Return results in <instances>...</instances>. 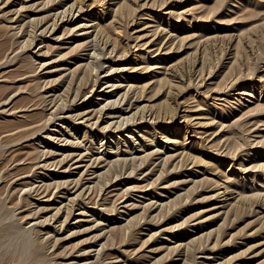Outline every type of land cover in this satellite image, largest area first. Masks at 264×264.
<instances>
[{"label": "rangeland", "instance_id": "374dc122", "mask_svg": "<svg viewBox=\"0 0 264 264\" xmlns=\"http://www.w3.org/2000/svg\"><path fill=\"white\" fill-rule=\"evenodd\" d=\"M43 1L44 0H26L25 4L27 5L29 4V7L27 6L28 9L26 7L21 10L22 11L21 14L23 13L22 14L23 20L24 19L26 20L27 18H38L40 15H42L44 13V7L40 5H42ZM111 1L112 0H106V3L101 7L102 8L101 13L105 7L109 6L110 3L111 4H113L112 2L115 3V0L112 2ZM132 3L133 5H137L136 6L137 9L133 13L135 21L129 24V26L126 28L127 30L125 29V31L124 30L120 31L119 32L120 36H118L121 43L126 44L124 45V47H127L126 49L128 52H127V57L124 60L125 64H121V65L118 64L120 63V60L118 61V59H115L111 62H105L103 68L99 70L100 78H99V82L97 83L98 85H96L95 87V90L94 91L89 90L88 91L89 94L87 92L86 97L81 98L80 101L78 100L79 102L77 101L78 104L76 103V105L81 107L83 110L86 109L91 110L94 107H95L94 109H96L100 107L103 102L117 97V95H119V92L121 93L126 88V85L129 83H133L139 86L147 82L145 85L147 87L145 86L144 87L145 89H149L151 87V82H153L152 80L159 79V77L162 78V76H164V72L168 71L169 69L181 68V67L185 68V66L187 67L188 65L191 64L193 66L192 62L193 60H195V58L197 59V61L195 62V66L193 67L195 68L197 73L198 71H201V64L197 63L201 56H204L205 58L204 69H202L203 82L199 86V83L201 82L200 76L198 77V80L200 81H198L196 77L194 80L192 79L191 83L189 84L185 80L184 82H181L184 84L183 89L180 91V94L177 96L176 101L171 102V104L177 107L176 114L173 116L174 120L172 122H165L159 124L155 128L156 138L158 139L157 140L158 145L156 147L159 148L160 150V152L157 153V159L155 160V164L140 163L141 166L139 165L140 167L133 170L130 174L128 168L127 169L128 171L127 170L120 171L121 174L119 173L117 176H115L114 174L111 175L110 178H107L108 180L107 179L104 180L105 183L104 190L101 193V198L100 197L97 198L98 202L93 203V201H91V202H87L85 205L83 204L82 206H85L84 208L85 210H82L83 208L80 207L81 205H75L72 208V211L63 226L64 228H62V230L57 234L58 237H61L60 247H59L60 250L72 251L73 253L72 256L71 255L68 256L67 259L65 260L67 262L68 261L72 262V264H81V263L95 264L96 261L95 263L93 262L94 260H97L95 253L97 250H101L102 248H104L103 250L104 253L105 252L108 253L110 251V252H114L115 254H121L119 256L120 260L117 259L116 261L113 262L116 264H120V263L121 264H147V263L152 264L153 261L155 263L158 262L157 264L160 263L171 264V260H172L171 258L174 259L178 258L176 254L174 253L169 254L168 252L169 249L168 247L171 244L170 242H168L170 239V234L168 232H164L163 230H161L162 226L149 225L144 218L143 219L140 218L141 213L139 214V212L142 210L141 208L143 207L142 204L148 202L150 199H152L151 197L154 194L160 193L161 191V189L159 188L151 189L150 185L144 186L143 184L149 183L154 178L153 175L156 174H154L153 171L157 170L156 164L163 158V156H165V154L174 152V150L172 149L174 147L170 143L171 139H174V137L175 139L177 138V140L179 139L181 142H184L187 145V147L191 146L190 151H192L194 154L204 153L205 160L209 161V163L208 162L206 163V166L208 167L206 168L208 169L207 175L210 176L212 175L213 177L218 176L219 184L225 182L227 185H229V189L234 188V190L236 191L240 189L246 195H251V194L253 195V193H255L256 191H261V193L264 194V170H261L260 172V170L256 169L257 167L253 166L255 162L261 161V160L253 161L255 159V156L257 155L264 156V0H136L135 2ZM217 4L220 5L217 6ZM38 5L40 6V8ZM97 6H98L97 8L99 9V5ZM35 8L38 9L39 11L36 10ZM86 8L87 10L92 9V7L90 6H87ZM0 18H1L0 46H2L0 49V58H2L6 53L5 51L6 48L4 47L6 46V43L7 46H9L10 44L12 45V43L14 42L13 41L14 35L11 34V32L13 30L18 32V27L11 30L9 29L10 31L8 30V33L4 34L2 33L3 30L2 25L5 22L3 21L1 15ZM88 18H89L88 16H83V20L77 19L74 23L71 24L72 27L74 26V28L71 29L72 31L63 34V36L61 34L63 31L62 29L53 32L51 36H49L50 35L49 33H47L44 36L46 41H49L47 40L48 36L52 38L55 37L54 39L50 40L49 43L52 46L53 45L56 46V47L54 46L55 48L53 47V52L54 51L56 52L53 53L51 66L49 68L42 69L41 72L36 66H38L39 61H43V60L46 61V59H42V58L37 59V55L34 54V52L39 47H42L45 43L43 42L41 43L42 45H40L39 38H37L29 48L25 49L22 53L20 51L16 56L13 55H15L18 51L17 52L8 51L7 52L8 56L15 57L14 59L12 58L13 60L11 59L12 61L9 60L10 62L9 61L7 62L8 59L6 58L0 60V63L4 61L0 65V88H2L6 92L5 93L4 91H2V89H0V96L12 95L13 93L12 96L13 99L10 102H6L5 104L1 105L0 107V132L7 131L6 134L8 135L10 132H12V131H8V129L10 130L11 128L19 127L21 123L25 124V122L27 123L30 122L31 119L33 120L37 117L38 118L41 117V115L43 116L42 112L44 111L41 110L40 108L41 106L36 107V105L35 106L31 105V103L35 104L37 103V101L33 99L32 95L29 96V97L32 96L30 100V98L27 97V93L29 90L32 91V88L35 86L36 79L34 78H36L38 75L44 74V71L47 72L46 69H48L49 72H47L45 78L46 79L48 78L47 80H50L51 78L52 80L51 85L54 82L53 85L55 87L57 86L58 91L60 89L62 91V89L65 88L64 83L67 84L68 86L69 83L67 82H68V77L71 74L70 72L72 73L75 72L74 69L78 63L80 62L83 63L87 61L86 59L83 58H85V55H87L88 52L92 51V47L90 46L86 47L83 46L84 44H82V43H87L90 40V39L87 40V37H85L86 33L88 34V31L90 29L89 28L80 29L81 25H78V23L88 21L87 20ZM9 23L13 24L12 22ZM156 30L161 32L162 35L164 33L162 38L163 41L161 40L162 45L164 46L161 45L159 50L156 49L157 45L154 46L149 45L151 44L152 40H154V38L157 36V35L154 36ZM8 35L10 36V38L8 37ZM134 35L135 36L138 35V37L135 38ZM59 36H62V38ZM172 38L173 40H171ZM11 39L13 41L12 43L10 42ZM167 39H169L168 42L163 44ZM206 41H208L209 43V46L205 48L206 51L199 52L200 49L197 48V45ZM80 42L83 47L79 45ZM211 42H213V44ZM14 45L16 46V42L14 43ZM76 48H79V50H77ZM74 49H76V51ZM145 50H148L147 56H144ZM69 51H71V53ZM136 52L137 55L135 56ZM21 54H25V55L23 56ZM27 54L32 56L29 57ZM63 54L65 56H63ZM106 54H108L105 56L106 58L110 56V53H106ZM53 59H55V61H53ZM27 60L30 63V67H32V69L35 70H31L30 67L28 68L29 64H27L28 63ZM20 62H22V64ZM114 62L115 64L113 67H116L117 65L118 66L125 65L127 67L126 68L127 70H124V72H126L127 75H129L127 76V78L123 79L119 75V73L121 74V71L123 70L115 71L114 68L109 69V72H107L105 78H102L104 77L103 76L104 72L102 70L108 68V65L110 63L113 64ZM31 65L33 66L35 65V66L33 67ZM132 65L134 67L130 68ZM144 65H147L148 67L140 69ZM21 67H24V69ZM71 68L73 69V71ZM23 71L24 73L26 72L25 75L22 74ZM135 73L137 74V78L134 77ZM204 76H206V78ZM22 77L25 78L23 79ZM27 77L29 78L30 81H28ZM56 78L58 79L57 81H55ZM107 78H108V83L106 84V86L113 82L115 83V85L110 87L108 86L107 87L108 89L107 88L105 89V90H111V94H112L111 96L107 97L105 100L104 96L98 97L97 92L98 90L102 89L105 86L104 81ZM147 80H149L150 82ZM195 80L198 82H196ZM175 81H177V78L175 79ZM101 83L102 85H100ZM8 86H10L11 88ZM86 86L87 89L88 88L91 89L89 82L88 84H86ZM14 89L16 90L14 91ZM112 89H117L118 92L115 93L112 91ZM164 89L166 90L165 85L161 87L158 93H155V96L153 97V99L150 101L149 104H153L154 107L155 106L158 107L159 104L163 102L164 99H166L161 95V91ZM32 92H34V88ZM24 99L25 101H23ZM100 101L102 102L100 103ZM138 101L140 104L149 102V101L146 102L145 99L143 100L139 99ZM21 104L22 105L30 104V106L29 108H23ZM120 105L122 104H119L118 106ZM32 106H34L35 108ZM229 110H231L232 112ZM26 112H28V114L32 113L33 115H35V117L30 114L27 115ZM185 113L188 114V116L189 115L191 116V118H189L190 126H188V132H183L185 128L183 126L186 121L184 120L183 117ZM188 116L185 118H188ZM25 117L28 119H26ZM216 118H218V120ZM195 119L196 121L206 120L204 123L205 125L204 124L198 125L197 123H195L196 122ZM136 122L137 123L131 122L130 123L131 125L128 123L129 126L131 127H128V125L124 123L122 128L123 129L128 128V129L122 131L119 129L117 131L115 130V132H112L113 135L109 136L108 138L109 142H105L107 138L103 139V142H105L107 146L109 144L108 147L109 150H112L111 151L112 153H115L116 151L117 140L121 141L118 144L120 147L119 151L121 150L124 151L122 153L119 152L118 155L113 154L110 156L109 154L106 160L111 159L110 161L115 163L118 162L117 160H123L127 157L128 159L127 158L126 159L130 161V157L135 155L134 156L136 158L135 162L136 163L140 162V158H141L140 154H142L143 152L139 150L140 147L137 145H139L140 143L142 132L148 131L149 128L147 126L148 122H142V121L141 122L136 121ZM57 128L61 129L62 130L61 132H63L62 137L58 138L59 137L58 136L57 137L58 139L54 137L55 134H52L53 131H55ZM204 129L207 130L205 133H202ZM214 129L215 131H217L216 133ZM49 130L52 131L49 132V136L53 137L51 138L52 140L51 139L49 140L54 144L56 149H58L55 151L58 152L56 153L57 157H60L62 154L76 155L79 151L82 152L86 151L84 147L89 145V141L87 139L89 136L84 137L83 133L90 135V133L92 132H97V133L103 132L102 130L99 131V129L95 127H90V126L88 127L86 122H82L80 119L76 120L70 118L69 120L55 116L54 119H52L45 128H42L40 131H37L35 134L31 136H28L26 138H21L17 142L13 143V145L9 144L10 146H12L11 148L13 149V154H16L15 155L16 157L23 158L22 160H19L18 163L16 162L17 165L21 166L19 172L23 170L25 171L26 170L25 168L26 167L28 168V166L30 165L31 158L36 155L35 154L36 152H34L35 145L36 146L38 145L39 148L44 147L45 144L43 142L39 143V139H41V136H44L46 133H48ZM175 130H177L178 134L170 138L169 141L166 140L165 138L166 135L167 134L171 135L170 131H175ZM129 131H135L136 134L135 135L129 134ZM233 132H236L237 135L236 134L235 135L240 137L239 138L240 140L238 142L240 143L241 141L243 144L237 148L236 155H234L235 152L233 151L234 149L229 146H228L229 149L228 151L230 153L227 150H222L220 148L223 151L221 152L219 146L224 142V140L225 142L228 143L230 141L229 136H231L232 138ZM4 133H2L1 135H4ZM110 134L111 133H108V135ZM164 135L165 137H163ZM125 136L127 137L129 136L128 141L122 142ZM204 136L207 137L204 138ZM6 137L8 136L5 135V138ZM150 137L151 136H149V138ZM184 137L185 140H181ZM75 139L82 140L86 144L82 147H78L77 144L73 142H69V140L75 141ZM214 143L217 144V147L215 146ZM129 144H132L136 147L133 149ZM166 144L168 145V148ZM99 146L100 143L95 144V146L93 147V151L96 152ZM47 147L50 148V146ZM103 148L104 146L100 147V150H102ZM181 149L182 148H180L179 150ZM109 150L108 152H110ZM87 154L90 155V153ZM209 155L210 157L211 155L213 157L209 158ZM69 159L71 160L68 161V163L70 162L69 163L70 167L69 169L67 167L64 171H61L62 169H64V167L59 168V166L58 167L51 166L49 167L50 169L33 168V170L27 172V174L26 172L25 173L23 172L22 176H25V179L36 181L37 183L40 182L42 179H44L43 181L49 182V181H55L57 179L59 180L63 179V181H65L69 178L67 184L60 185L59 188L54 189V194L49 198V200H46V197L44 196H40L36 194L29 195L28 199L31 202V204L28 206L29 208H36V206L40 207L42 205L44 206L46 202H49L50 203L49 206L52 208L60 204L61 205L69 204L70 201L68 198L71 197L73 193H72V188H69V190L71 191L69 190L67 191V187L71 186V184L68 182L70 181V178L73 179L79 177L78 174H80L79 172H81V170L84 168V164L86 163V161H88L89 156L88 155L84 156L83 158L80 159L81 161L78 162H74L78 160L75 158V156H69ZM231 163H233L234 165L232 166V169H229ZM238 163L244 165L240 166ZM103 164H104L103 162L102 163L99 162L96 165L94 164L92 167H89L91 170L90 169L86 171L84 170L83 174L81 175L83 179V180L81 179L82 182L88 180V182L85 183L95 184L97 182L96 175L100 170H102L99 168ZM202 166L203 164H199L198 166L197 164L196 165L187 164V165H183V167H177L178 171H183V172H181L180 175L174 176L172 180L181 181L183 179L184 180L187 179V181L184 182L187 188L190 186V184L194 182L193 181L194 179L198 180L199 178L204 176L205 173L203 174L201 172L203 171V167L205 168L206 166L203 167ZM243 166L246 167L243 168ZM93 169H97L96 172H93ZM150 170H152V172ZM254 171L256 172L258 171L259 175H257V177H255V179L253 180L251 174H253L252 172ZM50 172H59V173L62 172L61 173L62 175L61 177L56 178L55 176L54 177L51 176ZM209 172H212V174H209ZM224 174L228 176V179L227 177L224 176ZM242 174L247 176L248 180H246V182L245 181L240 182L237 180V177L240 178ZM43 175L45 176L47 175V176L43 177ZM236 186L239 188H237ZM198 187L197 190H200L201 186L200 188ZM261 187L263 189L258 190L261 189ZM10 190H11L10 192H12V189ZM177 191L183 193L186 191V189L183 186L181 189ZM201 192L202 191H198V193ZM213 192L215 191L202 192L201 194L196 196V198L204 197V199H206L205 197H208L207 199H209L210 202H213L211 205L206 204L204 206L196 207V204H194L196 200L194 198L191 199L193 201H189L190 198H188L187 202H185V199H183L184 201L182 200L183 202L181 201V203L177 205L181 207V209L187 207L188 204L194 202L193 206H190L188 210H185L187 212L185 211L183 212V217L187 216L189 213L196 211L198 215H202V217H198L194 221L202 220V218H205L203 214L206 211L213 209L214 206L219 205L220 202L218 201L220 200L228 201L230 198V197L222 196V193L221 195L220 193H218L219 195H216L215 193L214 195L209 196L210 194H213ZM19 193L23 194V190L22 189L18 190V192L17 190H14L12 192L13 196H16V194L18 196L20 195ZM122 193L124 197L121 196ZM118 195H120L121 198ZM262 199H263L262 201L264 202V195ZM207 203H209V201ZM111 204L113 205V207H111ZM111 208H113L114 210H112ZM181 209L176 210L175 207L174 213L176 212L179 213ZM153 213H155V211H152V214ZM211 213L213 212H209L206 215H209ZM132 214L133 216H130ZM33 220H34L33 218L29 217L27 218L28 222L25 221L23 222V224L27 226V224L28 225L31 224ZM128 220L129 223L130 222L132 223L131 224L133 226L132 228L126 227L127 225L126 222H128ZM122 222H124L125 225ZM118 223L119 224L122 223L121 224L122 227L118 229H122V228L125 230H127V228L129 229L126 235H124V233H123V237L122 235L121 236L118 235V237H116L117 240L113 239V241H111V239H107L106 234L107 233L109 234L111 233L110 231L114 230V228H111V226L113 224L115 225ZM242 225L243 224H241L240 226ZM188 229L193 230V228L190 226H188ZM155 230H156V234H155ZM39 234L40 235L43 234L42 236H45L44 232H40ZM153 234L156 236V238H154L155 236ZM235 236L237 242L242 241L243 239L242 237H244V235H242L241 232L239 234H236ZM120 238H123L124 241L122 242ZM126 239L129 240V242ZM147 239L148 241L143 242V240H147ZM108 243L112 247L107 245ZM140 244L142 245L141 248L139 247ZM26 245H27V249H29V246H31L32 244L30 241H26V242L24 241L23 244L24 248H22L23 250L26 249L25 247ZM102 245L104 247H102ZM106 245L110 248H108ZM136 247L137 249H139L137 250V252H136ZM78 249L80 250L77 251ZM122 249H125V252H123ZM81 250L82 251L87 250V252H84L81 256L77 255L79 253L80 254L82 253ZM3 251L5 250L3 249ZM125 256L128 257L126 258ZM197 256L200 255L198 254ZM245 258L249 259L250 256H245ZM43 261H41L42 262L41 264H46V262L43 263ZM239 263H241V261H239Z\"/></svg>", "mask_w": 264, "mask_h": 264}, {"label": "bare ground", "instance_id": "6f19581e", "mask_svg": "<svg viewBox=\"0 0 264 264\" xmlns=\"http://www.w3.org/2000/svg\"><path fill=\"white\" fill-rule=\"evenodd\" d=\"M25 1L26 0H0V15L3 18V21L5 22L2 25V29H3L2 33H4V34L8 33L9 29L11 30V29L18 27V32H16L15 30H13L11 32V34L14 35L13 36L14 42L12 41V39H11V41L9 40L11 43L13 42L12 45L10 44L9 46H7V43H6V46H7L6 47V46H4L5 45V43H4L3 46L6 48V50H5L6 53L4 54V57L0 58V60L3 58L4 59L6 58V59H8L7 62L9 60L12 61L15 57L8 56V54H7L8 51L9 52H12V51L17 52L18 51L16 54L14 52L15 55H13V56H16L20 51L22 53L25 49L29 48L35 42V40L37 38H39L40 39V45H42L41 43H43V42H45V43L42 47H39L35 52L34 51L33 52H34V54L37 55V59L42 58V59H46V61L45 60L39 61L38 62L39 64L36 67H38L40 72L42 69L49 68L51 66L53 53L56 52V51L53 52V47L55 45L52 46L49 43L50 40L54 39L55 37L52 38L49 36H51L53 32L59 31L60 29L63 30L61 33L62 36H63V34L68 33L69 31L71 32L72 31L71 29L74 28V26L72 27L71 24L74 23L77 19L83 20V16H88L89 17L87 19L88 21L78 23V25H81L80 29H87V28L90 29L88 31V34L86 33V36H85V37H87V40L88 39H90V40L87 43H82V44H84L83 46H86V47H88V46L92 47V51L88 52L87 55H85V58H83V59H86L87 61H85L83 63H81V62L78 63L76 67L74 66L75 72H73V73L70 72L71 74L68 77V82L66 81L69 84L67 86V84L64 83L65 88L62 89V91H61V89L58 91L57 86L55 87L53 85L54 82L51 85V82H52L51 78H50V80H47L48 78L47 79L45 78V76L47 75V72H49L48 69H46L47 72L44 71V74L38 75L37 77L35 76L36 78H34V79H36V83H35V86L33 87L34 92H32L33 88H32V91L29 90L27 93V97H29L30 95L33 96V99H35V101H37V103H35V104L31 103V105H34V106L36 105V107L41 106L40 107L41 110L44 111V112H42L43 116L41 115V117L38 118L36 115L37 118H35L33 120L31 119V121L29 120L30 122H28V123L25 122V124L21 123V125L19 127H16L17 129L11 128L9 130L7 128L8 131H12L10 133L8 132L9 133L8 135L6 134L7 131L6 132L5 131L0 132V250L4 249L5 251H7V250L11 249L13 251L19 252V251L23 250L22 248H24L23 247L24 241L25 242L30 241L32 245L29 246V249L31 250V256L29 258V264H39V263L41 264L42 263L41 261H43V260H44L43 263L46 262V264H72V262H70V261H68V262L65 261L68 256H70V255L72 256V254H73L72 251H64V250L61 251L59 248L61 237L57 236V234L62 230V228H64L63 226H64L65 222L67 221V219H68V217L72 211V208L75 205H81L80 207L83 208L82 210H85L84 209L85 206H82L83 204L85 205L87 202H91V201H93V203L98 202L97 198L98 197L101 198V193L104 190V185H105L104 180H106L107 178H110L111 175L114 174L115 176H117L120 173V171L127 170L128 168H129V174H130L133 170H135L136 168H139L141 166L140 163H142V164L143 163L155 164V160L157 159V153L160 152L159 148L156 147L158 145V141H157L158 139L156 138L155 128L159 124H162L165 122H172L174 120L173 116L176 114L177 107H175L173 104H171V102L176 101L177 96L180 94V91L183 89L184 84L181 82H184V80H185L189 84V83H191V80L192 79L194 80L196 77H197L196 79L198 80L199 76H200V80H201V82L199 83V86L203 82L202 69H204L205 58H204V56H201L199 58L197 63L201 64V71H198L197 73H196L195 68L193 67V66H195V62L197 61V59L195 58V60H193V62H192L193 66L191 64V65H188L187 67L185 66V68L181 67V68L169 69L168 71L164 72V76H162V78L159 77V79L152 80L153 82H151V87L150 88L148 87L149 89H145V87H147V86H145L147 82L145 84L139 85V86L135 85L133 83H129L126 85V88L121 93L119 92V95H117V97L103 102L100 107H98L96 109H94L95 108L94 107L91 110H88V109L83 110L81 107L77 106L76 103L78 100L80 101L81 98L86 97V93L89 90L90 91L95 90V87H96V85H98L97 83L99 82V78H100L99 70H101L103 68L104 63L105 62H111L115 59H118V61L120 60V63H118V64H120V65L125 64L124 60L127 57L128 51L126 49L127 47H124V45H126V44H122L120 39L118 38V36H120V34H119L120 31H122V30L125 31V29L129 26V24L131 22L135 21L133 13L137 9V7H136L137 5H133L132 2H135L136 0H115V3L112 2V1H114V0H112L111 2L113 4L110 3L108 7H105L103 9L102 13H101V9H102L101 7L106 3V0H44L42 5H40V6L44 7V13L42 15H40L38 18H27L28 20L26 19L27 20L26 21L24 19L25 20L24 21L23 17H22L23 13L21 14V12H22L21 10L23 8H26L27 6L29 7V4L28 5L25 4L26 3ZM97 5H99V9L97 8L98 7ZM219 5L217 4V6H219ZM40 6H39V8H40ZM87 6L92 7V9L87 10V8H86ZM28 7H27V9H28ZM32 10H34V9H32ZM36 10H38V9H36ZM105 16H106V18H105ZM28 17H30V16H28ZM35 17H36V15H35ZM9 22H12L13 24H16V25L10 24ZM78 25H76V26H78ZM86 32H87V30H86ZM47 33L50 34L47 37L48 38L47 40H49V41H46V39L44 38V36ZM124 33H126V32H124ZM155 35H157V36L154 38V40H152L151 44H149V45L150 46L157 45L156 49L159 50L161 45H162L161 40L163 38L164 33L162 35L161 32L156 30L154 33V36ZM62 36H59V37L62 38ZM5 37H6V35H5ZM8 37L10 38L9 35H8ZM88 37H90V38H88ZM136 37H138V35H136L135 38ZM168 40L169 39H167L163 44L168 42ZM171 40H173V38ZM15 42H16V46L14 45ZM211 43L213 44V42H211ZM79 45H81V42ZM214 45H215V43H214ZM83 46L81 45V47H83ZM162 46H164V45H162ZM208 46H209V43H208V41H206V42H203V43H200L199 45H197V48L200 49L199 52H201V51L205 52L206 51L205 48H207ZM1 47L2 46H0V49H1ZM76 49L79 50V48H76ZM76 49H74V50L76 51ZM82 50H83V48H82ZM2 51H3V49H2ZM69 52L71 53V51H69ZM106 53H110V56H108L107 58L105 57L106 55H108ZM147 54H148V50H145L144 56H147ZM21 55L24 56L25 54H21ZM61 55H62V53H61ZM76 55H78V54H76ZM136 55H137V52L135 53V56ZM28 56L31 57L32 55L31 56L28 55ZM59 56H60V53H59ZM63 56H65V55L63 54ZM53 58H56V57H53ZM57 58H59V57H57ZM19 61H21V60H19ZM53 61H55V59H53ZM57 61H58V59H57ZM27 62H28L27 64H29V66H28V68H29L30 63L28 60H27ZM2 63H0V65ZM5 63H6V61H5ZM20 63L22 64V62H20ZM114 64H115V62L113 64L110 63L108 65V68H105L102 70L104 72V74H103L104 77H102V78H105V75H107V72H109V69H113V68L115 71L116 70H123V71H121V74L119 73L121 78L125 79V78H127V76H129V75H127L126 72H124V70H127L126 69L127 67L125 65L124 66H118L117 65L116 67H113ZM31 66H33V65H31ZM132 67H134V66L132 65L130 68H132ZM147 67H148L147 65H144L140 69L147 68ZM183 67H184V65H183ZM21 68L24 69V67H21ZM23 69H21V70H23ZM30 69L35 70V69H32V67H30ZM93 70H95V71H93ZM52 71H53V69H52ZM72 71H73V69H72ZM40 72H38V73H40ZM25 73L23 71L22 74L25 75ZM193 75H195V76H193ZM134 77L137 78L136 73H135ZM204 77L206 78V76H204ZM22 78L24 79L25 77H22ZM176 78H177V81H175ZM209 78H210V76H209ZM7 79H9V78H7ZM57 80L58 79L56 78L55 81H57ZM200 80H198V81H200ZM28 81H30L29 78H28ZM147 81H149V80H147ZM150 81H151V79H150ZM198 81H196V82H198ZM14 82H15V80H14ZM88 82L90 84L91 89H89V88L87 89L86 84H88ZM104 83H105L104 84L105 86L102 89H100V90L97 89L98 90L97 94H98V97L104 96L105 97L104 99L106 100V98L111 96L112 94H111V90H105V89L108 86L110 87V86L115 85V83L113 82V83L108 84L106 86V84L108 83V78L104 81ZM100 85H102V83ZM117 85H119V84H117ZM164 85L166 86V90L165 89L162 90L161 95L163 97H165L166 99H164V101L161 102L158 107H156V106L154 107L153 104H149L150 101L155 96V93H158L160 91L161 87H163ZM8 87H10V86H8ZM16 87H17V85H16ZM21 87H22V85H21ZM28 87H29V85H28ZM0 89H2V88H0ZM22 89H23V87H22ZM29 89H31V88H29ZM15 90L16 89H14V91ZM2 91H4V90L2 89ZM112 91L115 93L118 92L117 89H112ZM88 94H89V92H88ZM12 96H13V93H12V95L0 96V107H1V105L5 104L6 102H10L13 99ZM31 97H29L30 100H31ZM25 99L23 101H25ZM139 99H141V100L145 99L146 102L147 101H149V102L140 104L138 101ZM21 101H22V99H21ZM101 102L102 101H100V103ZM119 104H122V105L118 106ZM22 106H23V108H29L30 104L29 105H22ZM34 106H32V107H34ZM230 109H231V107H230ZM38 110H40V109H38ZM12 111H13V108H12ZM229 111H231V110H229ZM33 112H34V110H33ZM37 112H39V111H37ZM26 113H27V115H29V114L33 115L32 113H29V114H28V112H26ZM33 116L35 117V115H33ZM55 116H58L62 119L63 118L69 119V120H70V118L71 119L73 118L76 120L80 119L82 122H86L88 127L89 126L95 127L97 129H99V131L102 130L103 132L102 133H97V132L90 133L88 131L90 133V135L83 133L84 137L89 136L87 138L89 141V145L84 147V149L86 151H83V152L79 151L76 155L62 154L60 157H57L56 153H58V152H55V151L58 149H56L54 144L49 140V139L53 138V137L49 136V132H52L51 130H49L48 133H46L44 136H41V139H39V143L43 142L45 144L44 147L39 148L38 145L37 146L35 145V151L34 152H36L35 153L36 155L31 158L30 165L29 166L27 165L28 168L25 166L26 168L25 167L24 168L26 170L19 172V169L21 168V166L17 165L16 162L18 163V161L22 160L23 158L16 157L15 156L16 154H13V149L11 148L12 146H10L9 144L13 145V143L17 142L21 138H26L28 136H31V135L35 134L37 131H40L42 128H45L48 125V123L52 119H54ZM187 116H188V114H186V113L183 115L184 120H186L184 123V126H183V127H185L183 132H188V126H190V123H189L190 119L189 118H191V116L189 115L188 118H185ZM23 117H24V115H23ZM203 117H205V116H203ZM209 117H210V115H209ZM26 119H28V118H26ZM210 119H212V118H210ZM216 119L218 120V118H216ZM130 121L132 123H134V122L137 123L136 121L148 122L147 126L150 130V131L148 130L146 132H142L140 143H139V145H137L140 147L139 150L141 152H143L142 154L139 153L141 155L140 162H138V163L135 162V160H136V158L134 157L135 155L134 156L131 155L132 157H130V161L127 160L128 159L127 157H126L127 159L125 158L123 160H117L118 162H115V163L110 161L111 159L106 160L109 154L111 156L113 154L118 155L119 152H121V153L124 152L122 150L119 151L120 147L118 144L121 141H118V140L116 141L117 146H116L115 153H112L111 152L112 150H109V147H108L109 144L107 146L105 142H109L108 138H109V136L113 135L112 132H115V130L116 131L119 129L121 131L127 130L128 128H126V129L122 128L124 123H126L128 125V127H131V126H129V124L131 123ZM195 121H196V119H195ZM205 121L198 120L195 123H197L198 125H202L205 123ZM215 123H216V121H215ZM177 130L170 131L171 135L167 134L166 137H165V135L163 137H165L166 140L169 141L170 138H172V137L176 136V134H178ZM206 130L207 129H204L202 131V133H205ZM61 131H62L61 129L57 128L55 131H53L52 134H55V136H54L55 138H57L58 136H59L58 138H60L63 135V132H61ZM214 131H215V129H214ZM216 132L217 131H215V133ZM2 133H4V135H1ZM71 133H69V134H71ZM79 133H80V131H79ZM108 133H111V134L108 135ZM129 134L135 135L136 133H135V131H129ZM235 134H236V132L232 133V135H233L232 138H231V136H229L230 141L228 143L225 142V140L223 142L225 144H223L221 142L222 144L219 146V149L221 148L222 150L228 151L229 150L228 146H229V147L234 149L233 150V151H235L234 155H236L237 148L239 146H241L243 143L241 141H240L241 144L238 142L240 140L239 139L240 137L236 136L237 134L236 135ZM5 135L8 137L5 138ZM202 135H204V134H202ZM149 136H151V137L149 138ZM128 137L125 136V138H123L122 142H127ZM206 137L207 136H204V138H206ZM233 137H235V138H233ZM104 138H107V140L105 142H103ZM208 138H209V135H208ZM161 140H163V139H161ZM181 140H185V137L182 138ZM69 142H73V143L77 144L78 147H82L86 144L82 140H79V139L78 140L75 139V141L69 140ZM99 143H100L99 148L96 147L97 150L95 149L96 152H94L93 147L95 146V144H99ZM170 143L174 147V148H172L174 150V152L169 153V154H165V156H163V158L156 164L157 170L153 171L154 174H156V175H153L154 178L152 180L150 179L151 181L149 183L143 184L144 186L150 185L151 189L152 188H159V189H161V191H160V193L154 194L151 197L152 199H150L148 202L142 204L143 205V207L141 206L142 210L140 212L139 211L138 212H139V214L141 213L140 218L141 219L144 218L149 225L162 226L161 230H163L164 232H168L170 234V239L168 242H170L171 244L168 247L169 248L168 252H169V254L174 253L178 256V258H175V259L171 258L172 259L171 264H264V202L262 201L264 194H262L261 191H256L255 193H253V195L252 194L246 195L240 189H238V191L234 190V188L229 189V185H227L225 182L221 183L223 185L219 184V177L218 176L213 177L212 175L211 176L207 175L208 169H206V168H208V167L206 166V163L207 162L209 163V161L205 160L204 153L194 154L192 151H190L191 146L187 147V145L184 142H181L179 139L177 140V138L175 139V137H174V139H171ZM246 143H247V141H246ZM129 145H131V148H133V149L136 147L132 144H129ZM47 146H50V148H48ZM102 146H104V148L102 150H100V147H102ZM215 146L217 147V144H215ZM210 147H211V145H210ZM167 148H168V145H167ZM180 148H182V149L179 150ZM108 150L110 152H108ZM222 150H221V152H223ZM87 153H90V155ZM86 155L89 156V159L84 164V168L82 170L80 169L81 172H79L80 174H78L79 177L73 178V179L70 178V181L68 182L71 184V186L67 187V191L69 190V188H72V193H73V195H71V197L68 198L70 201L69 204H64V205L60 204V205H56V206H54V208H52L49 206L50 203L46 202L44 204V206L43 205L40 207L36 206V208H29L28 207L31 204V202L28 199L29 195L36 194V195L44 196V197H46V200H49V198L51 196H53V194H54V189L59 188L60 185L67 184V181L69 178L65 181H63V179L62 180L57 179L59 181L55 180V181H49V182L43 181L44 179H42L40 182L37 183L36 181H31L29 179H25V176H22L23 172L24 173L26 172V174H27V172L32 171L33 168L46 169V168H49L51 166H54V167L59 166V168L64 167V169L61 170V171H64L67 167H68V169L70 167V164H69L70 162L68 163V161L72 157L69 159V156H75V158L78 160L74 161L75 160L74 159L73 161L78 162V161H81L80 159ZM140 155H138V156H140ZM211 157H213V156L211 155ZM211 157L209 155V158H211ZM255 160H261V161L255 162V164L253 166L257 167L256 169L260 170V172H261V170H264V156L257 155V156H255V159L253 161H255ZM99 162H101V163L103 162L104 164L99 168L102 170H100L96 175V178H97L96 181L97 182L95 184L90 183L91 185L85 183V182H88V180L82 182L83 179H82L81 175L83 174L84 170L86 171V170L90 169L89 167H92L94 164L96 165ZM251 163H252V160H251ZM187 164L188 165L189 164H192V165L197 164V166L199 164H203V166H206V167L204 168L202 166L203 171L202 172L200 171L203 174L205 173L204 176H202L198 180L193 178L194 182L192 184H190L189 187L186 188V184L184 182L187 181V179L186 180L183 179L181 181H175V180H172V178L174 176L180 175V173L183 172V171H178L177 167H183V165H187ZM233 165L234 164L231 163L229 169H232ZM239 165L241 166L244 164L240 163ZM246 166H248V165H246ZM151 167H150V169H151ZM245 167L243 166V168H245ZM209 168H211V167H209ZM96 170L97 169H93V172H96ZM150 171L152 172V170H150ZM194 171H196V170H194ZM223 172H225V171H223ZM61 173L62 172H60V173L59 172H50V175L53 177L55 176L57 178V177H61V175H62ZM221 173H222V171H221ZM252 173L253 174H251L252 175L251 177L254 180L255 177H257V175H259V173H258V171L257 172L254 171ZM209 174H212V172H209ZM189 175H190V173H189ZM46 176L43 175V177H46ZM224 176L227 177V179H228V176H226V174H224ZM237 180L240 182H244V181L246 182V180H248V178H247V176L242 174L240 176V178L237 177ZM256 184H258V183H256ZM181 185H182V187L184 186V188L186 189V191L183 193L177 191V190L182 188ZM199 185L201 186V188ZM197 187L200 188V190H197ZM237 188H239V187H237ZM10 189H12V192L14 190H17V192H18V190L22 189L23 194L19 193L20 195H18V196L16 194L17 197L13 196L12 192H10L11 191ZM262 189L263 188L261 187V189H258V190H262ZM172 190H174V191H172ZM69 191H71V190H69ZM198 191H202V192L215 191V192H213V194H210L209 196L214 195L215 193H216V195H219L218 193H220V195H221V193H222V196L230 197V198L228 201H226V200L218 201V202H220L218 206H214L213 209H210L203 214V216L205 218H202V220L194 221L198 217H202V215H198V213L196 211L189 213L187 216L183 217V212L185 210H188V208L190 206H193L194 202L188 204L187 207H185L183 209H181V207H179L177 205L180 204L183 199H185V202H187L188 198H190L189 201H193V200H191L193 198L196 200L194 203V204H196V207L197 206H204L206 204L211 205L213 203V202H210L209 199H207L208 197H205L206 199H204V197L203 198H196L197 195L202 193V192L198 193ZM118 196L120 197V195H118ZM121 196H123V193ZM208 201H209V203H207ZM52 203H54V202H52ZM26 207H28V208H26ZM111 207H113L112 204H111ZM175 207H176V210L181 209V211L179 213L178 212L174 213ZM111 209L114 210L113 208H111ZM152 211H155V213L152 214ZM185 212H187V211H185ZM209 212H213V213L206 215ZM130 216H133V214ZM29 217L33 218L34 220L31 224H29V225L27 224V226H25L23 224V222H25V221L28 222L27 218H29ZM122 223L124 224V222H122ZM122 223H120V224L118 223L115 225L113 224L111 226V228H114V230L110 231L111 233L106 234L107 239H111V241H113V239L117 240L116 237H118V235H120V236L122 235V237H123V233H124V235H126L127 231L129 230L128 228L133 227L131 225L132 223L131 222L129 223V220H128V222H126L127 223L126 227H128L127 230H125L123 228L118 229V228L122 227V225H121ZM241 224H243V225L240 226ZM166 225H168V226H166ZM188 226L192 227L193 230H189ZM109 229H110V227H109ZM182 231H183V233H182ZM40 232H44L45 236H42L43 234L40 235L39 234ZM240 232L242 233V235H244V237H242L243 238L242 241L237 242L235 239L236 238L235 235L239 234ZM149 234H151V233H149ZM155 234H156V230H155ZM228 235H229V237H228ZM154 238H156V236ZM124 239H125V236H124ZM124 239L120 238V240H122V242L124 241ZM144 239H146V238H144ZM127 241L129 242V240H127ZM146 241H148V239L143 240V242H146ZM109 242H110V240H109ZM25 244H27V243H25ZM141 244L139 246L140 248L143 245V244L142 245ZM107 245L111 246L109 243ZM25 247L27 249V245ZM102 247H104V246L102 245ZM108 248H110V247H108ZM79 250L80 249H78L77 251H79ZM103 250H104V248L96 251L95 256H96L97 260H94L93 262L95 263V261H96L95 264H116L113 262L116 261L117 259H119V256L121 254H115L114 252H110V251L108 253L105 252L106 253L105 254ZM122 250H123V252H125V249H122ZM137 250H139V249H137V247H136V252H137ZM134 251H135V249H134ZM84 252H87V250L82 251L81 254L79 253L77 255L81 256ZM0 254H3V253L0 252ZM198 254L200 256H197ZM245 256H250V258L246 259ZM153 260H155V259H153ZM238 260L241 261V263H239ZM159 262H160V260H159ZM153 263H155V262L153 261L152 264ZM157 263H155V264H157ZM5 264H7V260L5 261ZM81 264H83V263H81Z\"/></svg>", "mask_w": 264, "mask_h": 264}, {"label": "clouds", "instance_id": "9594fccd", "mask_svg": "<svg viewBox=\"0 0 264 264\" xmlns=\"http://www.w3.org/2000/svg\"><path fill=\"white\" fill-rule=\"evenodd\" d=\"M3 254H0V264H29V258L31 256V250L25 249L19 252L13 251L11 249L7 251L0 250Z\"/></svg>", "mask_w": 264, "mask_h": 264}]
</instances>
